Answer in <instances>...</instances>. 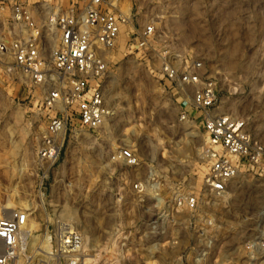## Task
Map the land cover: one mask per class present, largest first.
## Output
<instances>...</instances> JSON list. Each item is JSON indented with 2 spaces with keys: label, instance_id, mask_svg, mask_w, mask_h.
<instances>
[{
  "label": "rangeland",
  "instance_id": "1",
  "mask_svg": "<svg viewBox=\"0 0 264 264\" xmlns=\"http://www.w3.org/2000/svg\"><path fill=\"white\" fill-rule=\"evenodd\" d=\"M143 3L147 17L159 16L155 53L145 62L126 59L113 70L115 115L99 135L72 145L54 167L46 168L36 155L49 120L44 90L0 89V219L45 204L30 225H47L62 214L82 230L88 250L98 246L91 253L100 264H260L264 258L252 243L264 239V178L241 173L227 194L210 197L203 183L210 167L207 135L198 119H180L183 111L193 114L190 106L182 108L187 96L156 73L164 59L200 60L217 83L219 111L247 120L253 138L264 145V0H162L160 8L151 0ZM186 91L192 97L194 89ZM119 146L132 148L142 165H107ZM149 177L156 190L142 207L129 187ZM195 191L205 198L196 213L168 216L176 195ZM121 195L128 196V214L117 213L133 230L120 236L109 228L118 219L110 215L120 210ZM38 235L31 242L34 254L47 237ZM32 262L54 264L37 255Z\"/></svg>",
  "mask_w": 264,
  "mask_h": 264
},
{
  "label": "built area",
  "instance_id": "2",
  "mask_svg": "<svg viewBox=\"0 0 264 264\" xmlns=\"http://www.w3.org/2000/svg\"><path fill=\"white\" fill-rule=\"evenodd\" d=\"M134 1L0 0V89L44 90L43 107L49 112V120L38 138L36 155L46 168L54 167L72 145L99 135L113 118V70L126 59L145 62L150 53H155L154 47L161 40L159 16L147 17L145 0ZM151 1L154 7H161L162 0ZM156 75L170 87L183 90L187 99L181 103L182 108L190 106L193 114L183 111L180 119H198L207 135L210 167L203 183L210 197L227 194L241 173L264 178V145L253 138L247 120L219 111L217 83L206 75L200 60L191 55L179 57L174 64L164 59ZM190 87L194 93L188 98L186 90ZM107 161L109 166L126 168L142 165L141 158L128 146H119ZM62 185L68 192L65 181ZM109 190L113 191H103ZM129 190L138 194L143 207L149 191L156 190L155 180L138 179ZM52 197L53 202V193ZM128 200L127 195H121L117 202L120 210L110 215L119 219L109 228L112 234L132 233L131 223L117 213L125 210L128 214ZM204 200L200 191L178 194L169 205L168 216L196 213ZM154 201L161 199L155 197ZM38 207L32 213L15 210L10 217L0 219V264H32L35 255L54 264L101 263V258L91 253L98 246L88 250L82 230L64 220L62 214H54L47 225H30ZM39 208H45V204ZM29 226L30 230L33 227L30 232ZM33 234L47 236L36 254L32 252ZM252 248L264 258V239L254 241Z\"/></svg>",
  "mask_w": 264,
  "mask_h": 264
},
{
  "label": "bare ground",
  "instance_id": "3",
  "mask_svg": "<svg viewBox=\"0 0 264 264\" xmlns=\"http://www.w3.org/2000/svg\"><path fill=\"white\" fill-rule=\"evenodd\" d=\"M2 219H6V218L4 217V218H2ZM49 248H50V247H47L48 250H49Z\"/></svg>",
  "mask_w": 264,
  "mask_h": 264
}]
</instances>
